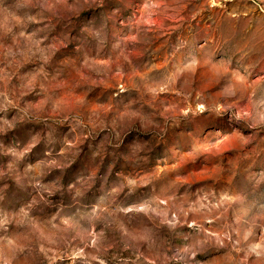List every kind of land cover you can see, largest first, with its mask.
Here are the masks:
<instances>
[{"label":"rangeland","instance_id":"1","mask_svg":"<svg viewBox=\"0 0 264 264\" xmlns=\"http://www.w3.org/2000/svg\"><path fill=\"white\" fill-rule=\"evenodd\" d=\"M0 264H264V0H0Z\"/></svg>","mask_w":264,"mask_h":264}]
</instances>
